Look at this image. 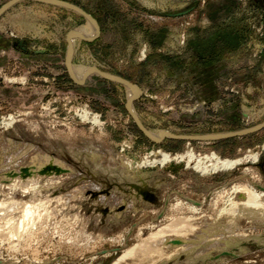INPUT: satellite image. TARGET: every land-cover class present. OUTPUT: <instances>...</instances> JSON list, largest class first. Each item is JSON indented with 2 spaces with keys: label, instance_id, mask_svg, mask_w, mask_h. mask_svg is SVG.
I'll return each instance as SVG.
<instances>
[{
  "label": "rangeland",
  "instance_id": "374dc122",
  "mask_svg": "<svg viewBox=\"0 0 264 264\" xmlns=\"http://www.w3.org/2000/svg\"><path fill=\"white\" fill-rule=\"evenodd\" d=\"M263 205L264 0H0V264H264Z\"/></svg>",
  "mask_w": 264,
  "mask_h": 264
},
{
  "label": "bare ground",
  "instance_id": "6f19581e",
  "mask_svg": "<svg viewBox=\"0 0 264 264\" xmlns=\"http://www.w3.org/2000/svg\"><path fill=\"white\" fill-rule=\"evenodd\" d=\"M48 2H50V1H48ZM50 3H56L57 4V2H50ZM58 5V4H57ZM91 27H92V25L90 24V22H88L87 23V25L86 26H84V27H82V28H80V29H78L77 31H78V33H80L81 35L82 34H84L85 32H86V28H88L87 29V32L89 33V29H91ZM94 31H95V28H94ZM86 32V33H87ZM96 33V31L94 32V34ZM79 36V34H75V35H73L72 37L74 38L73 40H75L77 37ZM84 37V36H83ZM86 37V36H85ZM86 38H88V37H86ZM72 40V41H73ZM72 67V66H71ZM70 67V71L72 72L73 70H72V68ZM74 68H75V66H73ZM74 71H80V72H83V71H86L87 73H89V74H92V73H95V74H98L96 71H94V70H89V69H85V68H82V67H80V68H76V70H74ZM72 74V73H71ZM79 73H74V74H72V76H77ZM105 76V75H104ZM108 77V76H107ZM108 78H110V77H108ZM110 79H112V80H115V79H113V78H110ZM127 90H128V97H130L131 96V94L133 95V89L132 88H130L129 86H127ZM128 99V98H127ZM130 110H133V108H130ZM134 111V110H133ZM133 114V113H132ZM84 115L85 116H87L88 114L87 113H84ZM93 120V119H92ZM94 120H96V118H94ZM160 135H161V131L159 132V133H148V136L149 137H151V139H159L160 138ZM214 158V157H213ZM212 158V159H213ZM215 161V160H214ZM217 163V165H215V166H218V167H226V166H230V165H232L233 163H235V162H227V161H224V162H216ZM59 167H61L60 166V164H57ZM199 165V164H198ZM197 167V166H196ZM203 167V166H202ZM245 193V192H244ZM250 194V196H251V192L249 193ZM249 194H247V195H249ZM249 197V196H248ZM255 197H256V195H255ZM235 198V197H234ZM237 198V197H236ZM257 198V197H256ZM256 198H254V196H253V198H251V199H247L246 198V203H242L241 205H238V206H236V207H239V209H240V211L242 212V213H244V214H251L250 212L253 210V209H255V208H259L258 206L259 205H257V203L255 202L256 200ZM245 200V199H244ZM248 200V201H247ZM264 206V205H263ZM261 211V210H260ZM240 214V213H239ZM262 214V213H261ZM242 215V214H241ZM264 216V215H263ZM25 221V220H24ZM185 223V222H184ZM186 224V223H185ZM187 225H188V223H187ZM190 231V230H189ZM227 231V230H226ZM193 232V231H192ZM187 235V234H186ZM176 237V236H175ZM167 241V240H166ZM180 241V240H179ZM169 242H170V240H169ZM183 242V241H182ZM181 249V248H180ZM141 250V249H140ZM172 253H174V252H172ZM129 254V253H128Z\"/></svg>",
  "mask_w": 264,
  "mask_h": 264
},
{
  "label": "water",
  "instance_id": "95a60500",
  "mask_svg": "<svg viewBox=\"0 0 264 264\" xmlns=\"http://www.w3.org/2000/svg\"><path fill=\"white\" fill-rule=\"evenodd\" d=\"M74 80V79H73ZM75 82H77L76 80H74ZM137 94H138V90H137V88H135V94H134V97L135 96H137ZM133 97V98H134ZM131 103H132V101H130ZM129 104V103H128ZM127 109H128V106H127ZM129 111V110H128ZM129 113H130V115H131V117L134 119V120H136V117H135V115L134 114H132L130 111H129ZM248 133H250V130H245V131H243V132H235V133H233V134H231V136H234V137H238V136H241V135H243V134H248ZM145 135L147 136V137H149L148 135H147V133L145 132ZM164 138H171V139H189V140H193L194 138H191V137H179V136H175V135H172V134H170V133H167V132H161V135H160V138L158 139V140H153L155 143H159L161 140H163Z\"/></svg>",
  "mask_w": 264,
  "mask_h": 264
}]
</instances>
